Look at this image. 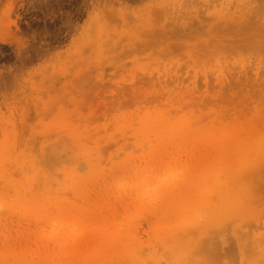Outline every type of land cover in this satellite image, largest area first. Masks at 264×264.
<instances>
[{
    "label": "rangeland",
    "instance_id": "obj_1",
    "mask_svg": "<svg viewBox=\"0 0 264 264\" xmlns=\"http://www.w3.org/2000/svg\"><path fill=\"white\" fill-rule=\"evenodd\" d=\"M239 18L264 0H0V264H190L213 234L199 262L264 264V59ZM151 21L211 48L163 50Z\"/></svg>",
    "mask_w": 264,
    "mask_h": 264
},
{
    "label": "bare ground",
    "instance_id": "obj_2",
    "mask_svg": "<svg viewBox=\"0 0 264 264\" xmlns=\"http://www.w3.org/2000/svg\"><path fill=\"white\" fill-rule=\"evenodd\" d=\"M154 23L155 22L153 21L150 22L151 31L153 32L154 35H156V37L153 38V41H156V43L159 45L158 47H160L163 50H168L169 48L172 47L171 42H170L171 38L169 39V34L172 36V33H173L172 37H174L178 41V45L176 44L177 48L187 47L188 44H191L189 42L190 40H195V41L200 40L198 37L188 38V39L181 38L177 34H174L175 33L174 31L165 29L164 23L161 25L155 23L157 25L156 28L153 27ZM235 24H237L240 27V18L238 19V21H235ZM239 35H240V44H237L236 47H240V49H247L249 53L254 51L255 54L258 55L259 58L264 59V19L262 21H257V22L248 24V26L244 29L240 27ZM148 46H149V42H146L143 45L144 48ZM189 46H191L193 49H197L199 47L203 49L211 48V45L207 41H204L203 44L195 43ZM192 54L196 55L195 53H192ZM260 149L263 150V147H260ZM215 201H216L215 198L211 194L210 198L200 200L199 204L201 206H207V208H209V211L212 213L213 218H220L222 215H225L226 212L224 211L222 207L220 206L217 207ZM235 202L236 201L233 199L232 204L234 205ZM220 230L224 231L223 228L222 229L220 228ZM73 232H72V237H74L77 234L76 231H73ZM213 236L214 234L210 237H206L207 238L206 241H204V239L202 238V240H199L196 244L189 243L190 248L188 250V253H184L182 254V256L184 258H187V261L190 264H205V262L209 261V259L207 257L200 256L201 261L199 262L198 259L196 258L197 254L195 253V250H197L199 254L213 252V255L216 256L217 251H218V256H220L221 254H224L223 250H219L218 245L216 243V239ZM75 239H76L75 241L74 240L72 241L79 244V242H77V238ZM79 245H80V252L82 253L84 252L86 253L90 251L91 250L90 248L93 246L90 240L88 239H83V241H81ZM184 246L185 245H181V244L177 245L176 252H179V253L183 252L185 250ZM100 249L101 247L94 245L92 252H95V251L97 252ZM131 251L133 252V250ZM127 255H128L127 249L122 248L120 250L119 256L120 257L124 256L123 258H126Z\"/></svg>",
    "mask_w": 264,
    "mask_h": 264
}]
</instances>
